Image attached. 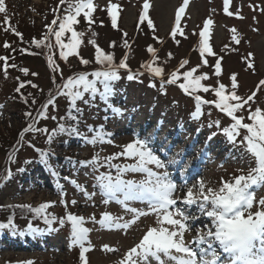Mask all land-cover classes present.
<instances>
[{
    "label": "rangeland",
    "instance_id": "obj_1",
    "mask_svg": "<svg viewBox=\"0 0 264 264\" xmlns=\"http://www.w3.org/2000/svg\"><path fill=\"white\" fill-rule=\"evenodd\" d=\"M93 3L96 6V10L92 14L94 23L89 26L81 15L78 18L79 23L74 25L76 31L83 33L80 37L82 43L78 48L80 56L87 60L94 59L95 47L88 43L90 39H94L97 45L106 46V49H101L109 53L111 52L110 43L115 42V45L123 43L122 39L126 33L128 37L134 39L130 55L131 65L143 64L147 59L143 50L144 46L152 39L147 31L136 32L137 25L135 23L143 10L144 0H93ZM109 3L118 5L117 12L120 14V20L117 27L120 33L114 31L111 26L107 27L108 25L102 18L105 13L107 14ZM182 3L183 0H149L150 7L147 15L154 24L152 34L158 36L154 39L153 44L161 47L157 55L158 59L153 62V66L162 67L164 74L168 77V73L176 69L183 59H187L189 63L180 70L181 72L200 64L199 33L203 28L204 20L211 19L213 23L209 26L208 40L215 56L205 54L209 66H202L198 69L197 74L208 73L210 78L203 83L216 85L217 79H219L226 85V89L231 87V74H237V94L247 97L253 91H257L254 101L250 102L251 108L254 110L259 106L264 109V88L257 90L259 81L264 79V0H230L229 11L233 13L231 16L224 11V0H189L181 17L180 27L183 29L184 35L179 34L177 40L166 41L163 46L158 45L157 38L167 40L175 22L176 9ZM5 5L7 16L17 17L23 27L21 29L24 30V38L15 43L17 47L22 45L19 47L20 54H23L21 50H24V46H28L27 42L31 41L33 37L41 39L47 35L45 42L51 44L52 49L45 47L44 57H53L59 69L62 70L64 78L73 73L88 72L87 68L77 62L76 59H79L77 56H70L66 61L60 59V49L55 44L54 35L49 33L45 27L46 24H51L57 16L65 15L67 4L60 5V0H5ZM4 15V13H0V45L10 40V31L3 26ZM14 21L19 24L16 19ZM57 24L52 27L58 29ZM233 28L236 30L235 32L231 31ZM233 35L239 40L238 44L232 40ZM70 36L71 33H65L62 40L67 43ZM187 42L188 45H186ZM191 45L195 47L197 53L191 54L190 58H187V53L193 48ZM1 52L5 53V51ZM168 53H171L170 58ZM28 55L9 57V65L17 63L19 69L14 70L15 67H8L6 69L7 76H5L4 68L0 71V185L5 182L3 177L8 170H11L15 177L0 186V190L2 188L13 189L9 194H0V204L26 202L30 205H38L42 202L56 201L52 210L62 217L66 211L64 206L59 204L62 186L66 194L64 198L69 202L67 211L83 216L85 218L83 226L89 229L88 239L85 242V246L89 247V251L86 253L88 264H118L125 252L139 242L150 226L157 227L158 225L156 216L149 215L139 218L127 230L102 227L98 221L104 212L110 213L115 218L123 217L121 222L131 219V215L127 214L122 206L115 201H110L108 204L102 202L103 197L100 195L99 189L93 187L94 176L99 173H93L91 167L81 166L79 161L89 160L94 154L105 157L119 153L123 151L122 145L132 142L137 136L140 139L148 138L149 146L161 160L165 162L173 159L181 161L178 165L168 168L172 179L178 185L177 195H182L188 186L201 179L206 182L208 187L216 188L219 186L221 178L229 180L232 176L240 174L238 170L242 169L246 172L250 167L247 157L242 155V150L230 143L221 129L215 125L211 128L208 126L211 121L216 120L221 122V128L228 126L231 120L225 114L215 109L214 106L205 105L203 115L199 119H193L191 113L194 111V100L182 93L177 85L165 84L162 90L161 81L156 77L150 78L149 73H143L138 79L129 81L126 78L128 72L119 71L121 79L116 81L113 87L121 88V95L112 101L110 99V101L114 106L123 110V115H114L97 96L93 102H96L100 110L98 117H93L95 121L89 122V124L79 122V131L89 138L94 133L88 131V126L95 125L97 128L103 126L105 132L113 134L111 136L112 143L91 145L76 136H70L62 143L57 141L59 137L56 136L49 144L47 134L42 132H27L21 139L22 130L32 123V118L36 117L37 110L46 102L50 94H55L56 86L62 82L60 72L52 71L48 59H46V64L42 58L32 54ZM218 58H222V74L219 78L213 75L214 68L210 67L215 64ZM249 62L253 63V69L247 67ZM21 69H27L28 72H22ZM89 69L91 71V68ZM32 73L37 75H32ZM25 79L30 81L33 79L39 87L34 91L22 88L21 93L24 96L27 92L32 93V96L37 95L40 89L42 92L41 96L37 95L38 100L35 103L30 101L28 105L24 104V97L21 94L18 97L10 98V95L18 94L15 89L20 85V82L25 83ZM150 83L155 84V87H150ZM200 94L205 99H215L211 92ZM84 100H89L87 94L83 100L77 101V106H86L88 103H84ZM101 104H103L102 107ZM68 109V100L63 96L57 97L55 110L50 105L47 109L48 118H39L36 127L41 128L46 125L45 127L50 133L57 128V124L61 122L59 118L64 117ZM26 112L31 113V116H26ZM238 115H243L245 122H250L247 120V108ZM52 116H56L57 119H51ZM156 119L163 123L160 133H155L154 130ZM72 123L76 122L72 121ZM176 126H179L178 131L181 129L178 135L180 139H176L174 136ZM168 128L172 129L171 135H166L165 130ZM195 130L197 131L195 132ZM194 132L198 133L193 134ZM212 133L216 134L212 135ZM243 134L244 130H241V136L237 137L238 141L242 139ZM206 136L209 137L210 143H207V138L204 139ZM188 139H198L199 142L210 144L207 154L204 153L199 161L196 156L198 141L189 152H184V143H189ZM29 141L32 145L41 142V147L44 145L42 148L51 153L49 156L52 158L53 168L58 173L57 183L49 179L48 169H44L33 158ZM14 150L13 160L9 161L8 156ZM67 158H71V161L76 163H72ZM201 159L203 166L200 165ZM25 161L30 162L25 163ZM113 163L126 165L135 163V161L121 156ZM192 166L198 168L195 173L191 171ZM21 168H25L24 171H18ZM99 171L107 172L108 169L101 167ZM112 172L115 175V169ZM64 177L69 179L65 180ZM124 178L140 180L142 174L129 172L125 174ZM71 180H75L88 193L94 192L95 195L86 197L82 191L77 190L70 183ZM253 191L256 200L264 197V186L256 187ZM73 199L77 201L75 205L70 203ZM131 206L146 209V205L140 202H133ZM177 207L184 206L178 202ZM256 210L254 206L252 211ZM187 211L190 215L197 214L195 206ZM206 224L211 226V221L207 217L201 216L193 223L192 231L185 234V241H191L196 235V229H203ZM32 226L41 229V232L36 235L37 237L32 238L30 235L29 238L27 236L18 238V236L8 235L11 239L4 238L8 241L0 239V264H19V262L27 260H31L33 264H80L79 247H69L70 224L66 223L61 228L54 226L53 228L57 229L55 231H48V228L45 230L42 224ZM24 228L25 226L22 229ZM104 245H108L114 251L105 250ZM149 260L150 264H157L155 260L151 258Z\"/></svg>",
    "mask_w": 264,
    "mask_h": 264
},
{
    "label": "snow or ice",
    "instance_id": "obj_2",
    "mask_svg": "<svg viewBox=\"0 0 264 264\" xmlns=\"http://www.w3.org/2000/svg\"><path fill=\"white\" fill-rule=\"evenodd\" d=\"M229 2L230 0H224V11L231 16L233 13L229 11ZM65 4H67L65 15L63 17L57 16L51 24H46L45 27L55 37V44L60 49V59L66 61L70 56H77L82 65H87L90 61L80 56L78 51L79 45L82 43L80 37L83 33L76 31L74 25L79 23L78 18L83 15L84 20L91 26L94 23L92 14L96 10V6L93 0H60V5ZM188 4L189 0H183L180 7L176 9L175 22L171 28L173 39L177 33L184 35L183 29L180 27L181 17ZM149 7V0H144L139 20L140 22L147 21L148 28L153 29V21L147 15ZM117 9V4L109 3L107 6V14L111 18V25L114 29L117 28ZM0 13L5 14L4 23L8 24L9 17L7 16L5 0H0ZM57 23L58 29H54L52 26ZM212 23L211 19L204 20L203 28L199 33L200 64L181 72L180 70L189 63L187 59H183L176 69L168 73V78L165 80L163 68L153 66V62L158 59L157 50L149 45L147 51L151 53L152 60L147 64H142L141 67L147 68L150 78H160L162 90L165 84L177 85L184 94L190 96L194 100V111L191 113L193 119H199L203 115L205 105L214 106L215 109L225 114L231 120L228 126L221 128L219 120L211 121L208 126L211 128L215 125L221 129L227 140L242 150V155L247 157L250 167L246 172L242 169L238 170L240 174L232 176L229 180L221 178L219 186L216 188L208 187L206 182L201 179L188 186L182 195H177L178 185L172 179L168 168L178 165L181 161L173 159L165 162L161 160L149 146L148 138L140 139L137 136L132 142L122 145L123 151L119 153L105 157L94 154L89 160L79 161L81 166L91 167L93 173H99L94 176L95 184L93 187L99 189V193L103 197L102 202L108 204L110 201H115L122 206L127 214L131 215V219L121 222L123 217L115 218L110 213L104 212L98 221L102 227L127 230L141 217L155 215L157 218L158 226H150L139 242L125 252L118 264H150L149 258L155 260L157 264H168V262L171 264H264V197L256 200L253 191L256 187L264 186V109L259 106L254 110L251 108L250 102L254 101L257 91H253L247 97L237 94V74H231V87L227 89L226 85L221 83L219 79H217L216 85L203 83L210 78L208 73L197 74L199 68L209 66L205 54L215 56L208 40L209 26ZM11 30L15 35L23 38L22 34L14 27ZM231 31L235 32L236 30L233 28ZM65 33H71L67 43L62 40ZM93 35L96 34L93 33ZM46 39L47 35L42 39L33 38L31 43L36 47L41 45L52 47L51 44H45ZM232 40L237 44L239 43L235 35L232 36ZM88 43L95 47L94 61L100 65L99 68L90 73L77 72L64 78L62 70L59 69L53 57L47 58L52 71L60 72L62 82L56 86L55 94H50L46 102L37 110V115L32 118V123L22 130L21 139L24 133L42 132L47 134L49 144L57 135L62 134L80 137L91 145L112 143L111 136L113 134L105 132L103 126L98 128L88 126V131L94 133L90 138L79 131V115L73 114L82 113V110L77 107V101L83 100L87 94L89 100H84V103L87 104L99 96L100 100L114 115H123L122 109L110 103V98L114 95L113 85L121 79L119 70H128L126 78L129 81L138 79L143 73L139 71L133 73L129 69L126 63L127 54L117 64L114 62V54L105 52L96 44L94 39H90ZM123 43L125 47H129L127 40H124ZM114 46L115 42H111L110 47ZM4 47H9L7 42L4 43ZM168 57H171V53H168ZM8 59L6 56H0V61L5 62V76H7L6 69L8 67H15L14 64L9 65L7 63ZM221 59H216L215 64L210 66L214 68L213 75L217 78L222 74ZM247 67L253 69L254 65L249 62ZM21 71L28 72L27 69H21ZM32 75L37 74L32 73ZM181 80L182 82H180ZM24 86V83H20L15 91L20 93ZM32 86L36 87V85ZM149 86L155 87V84L150 83ZM261 88H264V79H261L257 85V90ZM209 92L214 95L215 99H205L200 94ZM59 96L65 97L69 102L67 116L59 119H68L76 123L69 125L60 123L50 133L46 127L37 128L36 123L39 118H48V107L52 105L55 110V101ZM24 102L27 103V98H24ZM33 103H35L34 99ZM245 108L248 110L247 120L250 122H245V117L238 115ZM25 115L30 117L31 113L26 112ZM51 119L56 120L57 117L52 116ZM241 130H244V134L242 139L238 141L237 137L241 136ZM215 134L212 133V135ZM29 146L39 153L40 162L47 165L50 153L35 148L30 141ZM14 155L15 150L9 154L8 160L12 161ZM121 156L131 158L135 163L126 165L113 163L115 159ZM67 159L71 161V158ZM29 162L25 161V163ZM71 162L76 163L75 161ZM101 167L107 168L108 171L100 172ZM113 169H115V175H113ZM18 171H24V169L21 168ZM129 172L142 174V179H125V174ZM52 175L58 176V173L52 171ZM11 176L12 172L8 170L3 179L7 181ZM64 179L68 180L69 178L64 177ZM70 183L77 190L82 191L86 197L95 195L94 192L88 193L75 180H71ZM65 195L61 186L59 204L64 206L66 210L62 217H57L54 213L47 211L55 206L56 201L43 202L36 207L30 204L10 205L9 207H18L21 210L34 213L35 217H42L44 223L49 226L48 231L57 230L52 227L54 222H58L61 227L66 223L70 224L69 247L78 246L80 264H88L86 253L89 251V247L85 246V242L88 239L89 229L83 226L85 221L83 216L67 211L69 202L64 198ZM76 202L73 199L70 203L75 205ZM133 202L145 204L146 209L131 206ZM178 202L184 207H177ZM193 206L197 208V214L190 215L187 210ZM254 206L256 211H252ZM201 216L207 217L211 221V226L206 224L203 229L197 228L193 239L186 242L185 234L192 231L193 223ZM3 230H8L11 235L19 236L36 235L41 232V229L33 227L31 223L27 226V231H18L12 217H9L6 223L0 222V231ZM103 247L109 252L114 251L108 245ZM19 264H33V262L27 260L21 261Z\"/></svg>",
    "mask_w": 264,
    "mask_h": 264
},
{
    "label": "trees",
    "instance_id": "obj_3",
    "mask_svg": "<svg viewBox=\"0 0 264 264\" xmlns=\"http://www.w3.org/2000/svg\"><path fill=\"white\" fill-rule=\"evenodd\" d=\"M9 17V16H8ZM14 18V19H13ZM13 18H11V17H9V23L8 24H5V23H3V26H5L10 32V34H9V38H10V40L7 42L8 43V45H9V47L8 48H5L4 47V43H2L1 45H0V56H6V57H13V58H15V56L16 57H21V56H29L28 54H32V55H34V56H36V57H40V58H42L43 60H44V62L47 64V62H46V56L44 57V49H45V46L44 45H41L40 47H36V45H34V44H32L31 43V41H29V42H27V45L28 46H24V50H25V52L24 51H22V53L23 54H25V55H23V54H20V52H19V47H21L22 45H19L18 47L16 46V41H19V40H22L20 37H18L17 35H15V33L11 30V28H15L18 32H20L21 34H22V37L24 36V30H22L21 28H23L21 25H20V22H19V20H18V18L16 17H13ZM102 18H104V23L105 24H107L108 26L107 27H109V26H111L112 27V25H111V18L108 16V14H106L105 13V15H103L102 16ZM16 19V21L19 23V24H17L14 20ZM41 19H43L42 17H41ZM119 20H120V14L118 13V19H117V25L119 24ZM136 25H137V30H136V32H139V31H147L148 33H150V39H152L151 40V42L150 43H148V44H146L145 46H144V53H145V55L147 56V59L144 61V63L143 64H147V62H149L150 60H152V55H151V53H149L148 51H147V46H149V45H151L152 47H154L156 50H157V55H158V53H159V51H160V49H161V47L160 46H156V45H154L153 44V41H155L154 39H156V37H158L157 35H153L152 34V32H154V30L153 29H149L148 28V26H147V21H144V22H140V20H139V18H138V20H137V22L135 23ZM19 25V26H18ZM58 25V24H57ZM138 25H139V27H138ZM173 27V26H172ZM112 29L114 30V31H116V32H118L119 30H118V27L117 28H113L112 27ZM119 33H120V31H119ZM179 34L180 33H177L176 34V37H175V39H173V37H172V35H171V31H170V34H169V36L167 37V40H156V41H158V45H162L163 46V44L164 43H166V41H169V40H172V41H175V40H177L178 39V37H179ZM147 35V34H146ZM26 37H27V35H26ZM121 37V36H120ZM24 38V37H23ZM28 38H29V36H28ZM33 38H35V37H33ZM32 38V39H33ZM55 38V37H54ZM27 39V38H26ZM42 39V38H41ZM118 40V39H117ZM124 40H127L128 41V45H129V47H125L124 46V43H120V44H116L114 47H109L110 48V50H111V52H109V53H113L114 54V62L115 63H119V61H120V59L121 58H123L124 56H125V54H127V60H126V63L128 64V67H129V69L134 73V72H137V71H141L142 73H148V70H147V68L146 67H141V65H136V66H132L131 65V63H130V55H131V52H132V48H133V43H134V39L133 38H131V37H128V35H124L123 36V39H122V42H124ZM45 44H48L47 42H45ZM99 45V47L100 48H107L106 46H102V45H100V44H98ZM186 45H188V42L186 43ZM193 45H191V47H192ZM48 48V47H47ZM34 49H36V50H34ZM50 50L52 49V47L51 48H49ZM1 51H5V53H3V52H1ZM59 52H60V50H59ZM15 53V54H14ZM26 53H27V55H26ZM195 53H197L196 52V49H195V47L193 46V48L192 49H190V51L187 53V55H186V57L187 58H190L189 56L191 55V54H195ZM11 54V55H10ZM77 60V62H79V59H76ZM8 61H9V59H8ZM8 61H7V63H8ZM90 61V63L89 64H87V65H83L85 68H87L86 70L90 73L91 71H94V70H96L97 68H99L100 67V65H97L96 63H95V61H94V59L93 60H89ZM4 61H0V71L1 70H4L3 68H4ZM9 64V63H8ZM156 65V64H155ZM157 66V65H156ZM89 68H91V71H90V69ZM8 69V68H7ZM17 69H19V66H18V64L17 63H15V69L14 70H17ZM119 71H121V72H124V71H127L128 72V70H126V69H120ZM164 78H165V80L168 78L166 75H164ZM159 80H160V78H158ZM161 81V80H160ZM25 83V86H24V88H27V89H30L31 91H34L35 90V88H38L39 86H38V83L37 82H35V81H33V79H32V81H30V80H28V79H25V81H24ZM30 82V83H29ZM180 82H182V81H180ZM21 83V82H20ZM28 85V86H27ZM32 85H36V87H33ZM18 87H19V85H18ZM26 89V90H27ZM115 89V88H114ZM40 92H38L39 94H37L38 96H41V94H42V92H41V89L39 90ZM27 92V91H26ZM19 94H21V96L23 95V93H18V94H14V95H10V98L11 97H18L19 96ZM29 94H32V93H29V92H27V94H25V96L23 95V97L24 98H27V103H25L24 101V104H26V105H28L29 103H30V101L32 102L33 101V99L35 100V102L38 100L37 99V95L35 94L34 96H32V95H29ZM118 95H121V88H116L115 90H114V95L110 98L111 99V101H112V99H116V97L118 96ZM202 95V94H201ZM203 96V95H202ZM187 97V96H186ZM98 99H100V98H98ZM101 101V100H100ZM110 101V103L113 105V103ZM102 102V101H101ZM103 103V102H102ZM102 105L103 104H101L100 106L102 107ZM79 109H81L82 110V113H79V114H77V113H73V114H75V115H79V122L80 123H86V124H89V122H94L95 120H93V117H98V114L100 113V110H99V108H98V105H96V102L94 101H90V103H88L86 106H83V107H80V106H77ZM67 114H68V112H66L65 113V116L64 117H66L67 116ZM92 114H94V115H92ZM146 117H148V116H146ZM159 120L161 121V119L159 118ZM180 122V121H179ZM60 123H64L65 125H69V124H73L72 123V120H68V119H65V120H61V122ZM60 123H58V124H60ZM58 124H57V126H58ZM159 124L160 123H158L157 124V126H159ZM181 124V123H180ZM46 126V125H45ZM45 126H43V127H41V128H45ZM90 126H93L94 128H97L95 125H90ZM179 128V126H176V129H178ZM197 130H195V132H196ZM193 133V134H197V133ZM58 137H59V139L57 140V141H59V142H64L66 139H68L70 136L69 135H67V134H62V135H57ZM195 141H197V139H194ZM52 142H53V140H52ZM1 144V143H0ZM34 146H35V148H39V149H42V150H46L45 148H42L41 147V142H40V144H33ZM30 151H33V158H35V160L37 161V163L38 164H40L44 169H48V171H49V175H48V177H49V179L51 180V181H53L54 183H57V179H58V176H53L52 175V171H55L56 172V170L53 168V163H52V161H51V157L49 156L48 157V164L46 165V164H44V163H41L40 162V159H39V153L33 148V147H31L30 148ZM47 151V150H46ZM50 155H51V153H50ZM35 161V162H36ZM24 167H26V165L24 164ZM27 167H30V165H27ZM25 169V168H24ZM57 173V172H56ZM15 177L12 175L11 176V178L10 179H8L7 181H5V182H3L2 184H5V183H7L8 181H11L12 179H14ZM2 184L0 185V186H2ZM4 189V190H3ZM6 189V190H5ZM3 190V192H1ZM13 189H8V188H2L1 190H0V194H9L11 191H12ZM3 196V195H2ZM1 198H3V197H1ZM43 203V202H42ZM21 204H29V203H26V202H11V204H7V205H3V204H0V222H2V223H6L7 222V220L9 219V217H12L13 218V220H14V223L16 224V226H17V230L18 231H21V230H23V231H27V226L29 225V223H31V225H36V224H42L44 227H45V230L49 227L48 225H46L45 223H44V220H43V218L42 217H35V214L34 213H31V212H29V211H27V210H21L20 208H18V207H9L10 205H12V206H14V205H21ZM39 205V204H38ZM38 205H32L33 207H36V206H38ZM53 207H51V208H49L47 211L48 212H51V213H54L57 217H61L60 215H58V214H56L53 210ZM68 224V223H67ZM23 226H25V228L24 229H22L23 228ZM54 226H56V227H58V228H61V226L59 225V223L58 222H54L53 223V225H52V227H54ZM45 230H42V231H45ZM7 231V232H6ZM8 235H10V236H18V238L19 237H21V238H24V237H28V236H30V235H24V236H19V235H11L10 233H9V231L8 230H3V231H0V239L2 238V239H4V238H9V239H11V237H9ZM36 235H38V234H36ZM36 235H31L32 236V238H34V237H37ZM70 237V236H69ZM29 238V237H28ZM70 239H71V237H70ZM30 240H32V239H30Z\"/></svg>",
    "mask_w": 264,
    "mask_h": 264
},
{
    "label": "bare ground",
    "instance_id": "obj_4",
    "mask_svg": "<svg viewBox=\"0 0 264 264\" xmlns=\"http://www.w3.org/2000/svg\"><path fill=\"white\" fill-rule=\"evenodd\" d=\"M26 179H28V178H26ZM2 240L8 241L7 239H2Z\"/></svg>",
    "mask_w": 264,
    "mask_h": 264
}]
</instances>
